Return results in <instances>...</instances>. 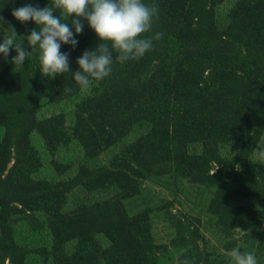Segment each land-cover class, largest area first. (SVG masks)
Here are the masks:
<instances>
[{
    "label": "trees",
    "instance_id": "obj_1",
    "mask_svg": "<svg viewBox=\"0 0 264 264\" xmlns=\"http://www.w3.org/2000/svg\"><path fill=\"white\" fill-rule=\"evenodd\" d=\"M48 2L0 0V42L37 27L14 9ZM143 2L158 14L142 35L162 38L136 61L114 53L109 76L86 89L71 75L99 43L86 21L74 49L61 45L69 73L43 77L38 52L19 71L14 49L0 54V264H161L169 249L175 264H234L233 248L264 264V0ZM69 101V116L41 111ZM75 148L79 159L59 158ZM155 181L170 200L151 203ZM185 184L188 209L175 211ZM156 213L167 243L155 242Z\"/></svg>",
    "mask_w": 264,
    "mask_h": 264
},
{
    "label": "clouds",
    "instance_id": "obj_2",
    "mask_svg": "<svg viewBox=\"0 0 264 264\" xmlns=\"http://www.w3.org/2000/svg\"><path fill=\"white\" fill-rule=\"evenodd\" d=\"M157 14L158 6L145 4L143 0H49L43 8L26 4L14 9L11 15L21 23L32 21L37 27L28 36H21L19 43L14 28L11 29V35L0 42V54L7 58L14 49L16 55L11 62L19 71L24 62L38 52L43 77L55 78L69 73V53L61 52V45L74 49L78 44L75 37L83 33L86 21L99 43L94 51L85 50L81 54L76 60L78 70L71 73L76 84L86 89L92 80L102 81L109 76L114 53L115 60L124 64L139 60L153 48V41L161 39L163 33L151 37L142 34L151 30ZM70 16L73 18L69 21ZM24 40L31 51L25 50ZM63 91L68 93L72 88L64 87ZM256 160L264 165V149L256 150ZM230 256L234 264H257L252 252L233 248Z\"/></svg>",
    "mask_w": 264,
    "mask_h": 264
},
{
    "label": "rangeland",
    "instance_id": "obj_3",
    "mask_svg": "<svg viewBox=\"0 0 264 264\" xmlns=\"http://www.w3.org/2000/svg\"><path fill=\"white\" fill-rule=\"evenodd\" d=\"M71 108V101L66 102L60 106H54V107H48L43 108L41 111H43L44 115H48L55 112H65L69 116ZM66 155V157H65ZM70 156H74L75 158L79 159V150L77 148L70 150L69 153L62 152L60 154V159H64L67 161ZM194 192V187L190 185H184L182 189V193L178 192L175 194V198L177 200V203H175V209L179 207L181 210H187L189 202L186 200V196L189 197L191 193ZM170 186L166 184L165 181H159V182H145V195L150 197L151 203L155 204L160 199L164 200H170L172 198ZM136 198L128 199L124 201V206L129 214H134L135 212H131L129 203L134 201ZM191 200V198L189 197ZM178 202L181 204L178 205ZM202 220V219H201ZM204 220V219H203ZM152 233L155 239V242L158 244L167 243L169 239L172 237L173 232L171 228L168 226L167 222L163 219L161 213H156L152 216ZM204 236L208 239V247L211 249L212 247L215 248L217 251L221 250V243L222 239L217 238L216 235H213L212 231L204 225V229H201ZM178 251H174L173 249H169L166 256L162 258L161 264H175V259L177 257ZM167 256H170L169 259H166Z\"/></svg>",
    "mask_w": 264,
    "mask_h": 264
}]
</instances>
